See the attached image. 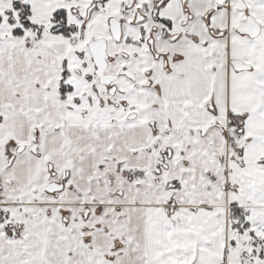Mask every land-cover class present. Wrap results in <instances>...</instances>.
<instances>
[{
	"label": "snow or ice",
	"instance_id": "obj_1",
	"mask_svg": "<svg viewBox=\"0 0 264 264\" xmlns=\"http://www.w3.org/2000/svg\"><path fill=\"white\" fill-rule=\"evenodd\" d=\"M0 264H264V0H0Z\"/></svg>",
	"mask_w": 264,
	"mask_h": 264
}]
</instances>
